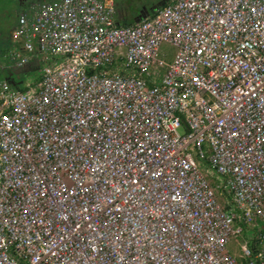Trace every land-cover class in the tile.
I'll list each match as a JSON object with an SVG mask.
<instances>
[{
  "label": "built area",
  "instance_id": "built-area-1",
  "mask_svg": "<svg viewBox=\"0 0 264 264\" xmlns=\"http://www.w3.org/2000/svg\"><path fill=\"white\" fill-rule=\"evenodd\" d=\"M11 37L0 264H264V0H168L131 25L113 0H38Z\"/></svg>",
  "mask_w": 264,
  "mask_h": 264
},
{
  "label": "rangeland",
  "instance_id": "rangeland-1",
  "mask_svg": "<svg viewBox=\"0 0 264 264\" xmlns=\"http://www.w3.org/2000/svg\"><path fill=\"white\" fill-rule=\"evenodd\" d=\"M29 3H36L38 0H22ZM152 0H119V3L116 5V14L125 19L126 21L134 19V16L139 12L142 6L145 3H149ZM20 0H0V47H2V42L5 41L6 48L9 46V42L12 43V37L10 40V32L15 27L16 23L10 26L11 22L14 20V12L13 10L18 7ZM24 3V2H23ZM25 4V3H24ZM118 18V17H117ZM16 19V18H15ZM17 20V19H16ZM9 41V42H8ZM14 45V43H12ZM163 52H167L169 54L173 53V49L167 46H163ZM6 51V49L3 48ZM172 56H169L168 59H171ZM40 76V72L35 71L33 73H29L26 77H24L23 83L26 84L28 81H34L38 79ZM1 76L0 78H2ZM17 82V79H15ZM21 83V82H20ZM203 173L208 177L211 183L220 184L219 180H215L214 174L206 169V167L202 166ZM226 198L223 195H217V201L221 206H225ZM238 225H235V228ZM250 233L245 228L243 232L241 231L240 234L232 236L230 238V247L229 253L232 255L234 259L238 260L239 257L242 255V249L245 248V241L249 237Z\"/></svg>",
  "mask_w": 264,
  "mask_h": 264
},
{
  "label": "trees",
  "instance_id": "trees-1",
  "mask_svg": "<svg viewBox=\"0 0 264 264\" xmlns=\"http://www.w3.org/2000/svg\"><path fill=\"white\" fill-rule=\"evenodd\" d=\"M25 4H24V3ZM29 3V2H28ZM119 3V0H117V4ZM32 3H29V4H27V2H25V1H22V0H20V3H19V5H18V7L16 8V9H14L13 10V12H14V17L17 19L18 18V15H19V11L22 9V7H23V5H27V6H29V5H31ZM116 4V5H117ZM164 4H161V6H163ZM138 14V13H137ZM136 14V15H137ZM135 15V16H136ZM134 16V17H135ZM117 17H118V20H119V23L120 24H124V25H131V24H133L134 23V19L132 18L131 20H129V21H126L125 19H123V18H121V17H119L118 15H117ZM14 18V20L11 22V24H10V26H12V25H14L15 24V22L17 21L16 19ZM12 31V30H11ZM12 32H10V34H11ZM9 42V41H8ZM13 43V42H12ZM12 43H10L9 42V46L6 48V45H5V41H3L2 42V47H0V77L2 76L1 74H2V72H4V66H8V65H12L13 63H14V59H13V54L18 50V47H17V45L16 44H12ZM3 48L4 49H6V51L5 50H3ZM251 243V242H250ZM251 247L252 248H254V241H253V243L251 244Z\"/></svg>",
  "mask_w": 264,
  "mask_h": 264
},
{
  "label": "water",
  "instance_id": "water-1",
  "mask_svg": "<svg viewBox=\"0 0 264 264\" xmlns=\"http://www.w3.org/2000/svg\"><path fill=\"white\" fill-rule=\"evenodd\" d=\"M166 2V0H164V2L162 4H164ZM161 5H157V6H154V7H151L150 9L148 10H141L139 15L134 18V23L138 22L139 20L145 18L149 13L151 12H154L156 9H158ZM32 69H30L29 66H25L21 69H18L17 71H14L13 72V76L16 78V79H19V77L21 78L22 76H25L28 72H30Z\"/></svg>",
  "mask_w": 264,
  "mask_h": 264
},
{
  "label": "crops",
  "instance_id": "crops-1",
  "mask_svg": "<svg viewBox=\"0 0 264 264\" xmlns=\"http://www.w3.org/2000/svg\"><path fill=\"white\" fill-rule=\"evenodd\" d=\"M27 4H29L28 2H27ZM30 6V5H29ZM29 6H27V5H23V7H22V9L19 11V14L22 12V11H24V10H27L28 8H29ZM17 22V21H16ZM15 22V23H16ZM16 26V25H15ZM14 29V28H13ZM12 29V30H13ZM12 32V31H11ZM10 40H11V34H10ZM13 42V41H12ZM15 44V43H14ZM17 45V47H18V50L16 51V52H23V49H22V47L20 46V44H16ZM30 69H32L30 72H28L25 76H23V78H21L19 81H21V82H23L24 81V77H26L29 73H33V72H35V71H38V72H40V68H39V65H38V63L35 61V62H33L30 66ZM7 71V65L6 66H4V72H2V76L3 77H5V72ZM26 81H28V82H31L30 80H26Z\"/></svg>",
  "mask_w": 264,
  "mask_h": 264
},
{
  "label": "flooded vegetation",
  "instance_id": "flooded-vegetation-1",
  "mask_svg": "<svg viewBox=\"0 0 264 264\" xmlns=\"http://www.w3.org/2000/svg\"><path fill=\"white\" fill-rule=\"evenodd\" d=\"M114 1V5H115V9H116V4H117V0H113ZM164 2V0H152L149 3H145L144 6L141 7V9L139 10L138 14L134 17L136 18L141 10H148L151 7L157 6V5H161Z\"/></svg>",
  "mask_w": 264,
  "mask_h": 264
},
{
  "label": "clouds",
  "instance_id": "clouds-1",
  "mask_svg": "<svg viewBox=\"0 0 264 264\" xmlns=\"http://www.w3.org/2000/svg\"><path fill=\"white\" fill-rule=\"evenodd\" d=\"M166 1H168V0H166ZM166 3V2H165ZM164 3V4H165ZM161 7V6H160ZM17 23V22H16ZM13 31V30H12ZM35 62V61H34ZM32 64V63H31ZM31 64H28V65H25V66H30ZM24 66V67H25ZM8 71L9 70H7L6 72H5V77H2V78H0V80L1 79H3V78H8L9 79V77H10V73H9V75H8ZM14 71H17V70H14ZM21 78H23V76L21 77ZM20 77H19V79H17V82L15 81V77L14 76H12V79L14 80V85H18L21 81H19L20 79H21Z\"/></svg>",
  "mask_w": 264,
  "mask_h": 264
}]
</instances>
